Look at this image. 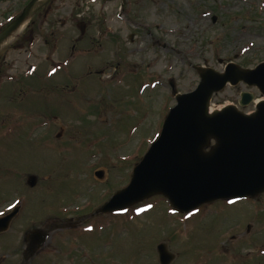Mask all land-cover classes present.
Instances as JSON below:
<instances>
[{
	"label": "rangeland",
	"instance_id": "1",
	"mask_svg": "<svg viewBox=\"0 0 264 264\" xmlns=\"http://www.w3.org/2000/svg\"><path fill=\"white\" fill-rule=\"evenodd\" d=\"M28 1L0 0V30ZM229 61H264V0H50L37 10L0 60V216L20 206L0 233V264H160L161 242L169 264H264V193L189 214L157 194L94 214L159 136L176 104L170 81L188 93L196 66ZM243 91L261 96L227 85L211 108ZM50 224L24 258L27 233Z\"/></svg>",
	"mask_w": 264,
	"mask_h": 264
},
{
	"label": "water",
	"instance_id": "2",
	"mask_svg": "<svg viewBox=\"0 0 264 264\" xmlns=\"http://www.w3.org/2000/svg\"><path fill=\"white\" fill-rule=\"evenodd\" d=\"M48 1L30 0L0 31V58L5 42ZM80 28L84 30V26ZM196 69L200 81L193 91L177 93L170 82L177 103L165 117L158 138L134 166L128 185L96 213L122 210L157 194L166 197L177 211L189 212L218 199L256 198L264 192V101L252 115L238 111L234 105L209 112L211 96L227 83L244 82L264 94V61L254 68L229 62L222 72L212 67ZM252 96L243 92L241 103L247 104ZM212 139L216 141L213 145ZM96 176L101 178L102 172H96ZM37 180V175L30 174L27 184L34 187ZM18 211L16 206L0 217V233L9 228ZM49 226L53 225L27 233L25 258L44 244ZM157 252L160 264H169L174 258L164 242L157 245Z\"/></svg>",
	"mask_w": 264,
	"mask_h": 264
},
{
	"label": "flooded vegetation",
	"instance_id": "3",
	"mask_svg": "<svg viewBox=\"0 0 264 264\" xmlns=\"http://www.w3.org/2000/svg\"><path fill=\"white\" fill-rule=\"evenodd\" d=\"M80 24H82V26H84V27H86V25H87V23L85 24V22H83V23H80ZM86 33V30H84V31H80V36H82L83 34H85ZM73 47H74V45H73ZM252 89H255V90H257L256 88H252ZM259 95H261L260 93H259V91L257 90L256 91ZM253 97H255L256 98V95H255V93H253ZM255 98L248 104V105H246V106H242L241 104H240V99H241V95H240V97L237 99V101H236V103H232V104H235L237 107H238V109L239 110H241V111H243V109H246L247 107H249L250 105L251 106H253V109L252 110H250V111H243L244 113H246V114H252V113H254L256 110H257V108H256V100H255ZM261 98V96L258 98V99H260ZM246 107V108H245Z\"/></svg>",
	"mask_w": 264,
	"mask_h": 264
},
{
	"label": "bare ground",
	"instance_id": "4",
	"mask_svg": "<svg viewBox=\"0 0 264 264\" xmlns=\"http://www.w3.org/2000/svg\"><path fill=\"white\" fill-rule=\"evenodd\" d=\"M26 25H27V23H24V24L19 28V31H21ZM15 35H16V34H15ZM15 35H13L11 38H9L5 43H6V44L9 43V42L13 39V37H14ZM5 43H4V44H5Z\"/></svg>",
	"mask_w": 264,
	"mask_h": 264
}]
</instances>
